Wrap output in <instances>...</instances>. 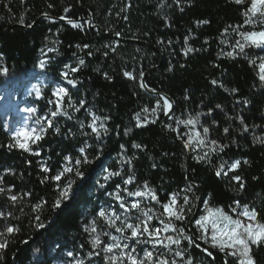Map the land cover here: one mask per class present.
Segmentation results:
<instances>
[{"label":"trees","instance_id":"obj_1","mask_svg":"<svg viewBox=\"0 0 264 264\" xmlns=\"http://www.w3.org/2000/svg\"><path fill=\"white\" fill-rule=\"evenodd\" d=\"M250 3L0 0V84L7 86L11 79L23 83L36 74L52 86L61 83L63 71L79 70L70 77L76 87H68L72 106L59 112L50 107L51 87L43 101L35 102L42 114L52 118L45 137L34 146L39 155L9 147L15 141L0 122V213L4 214L0 244L6 245L0 249V264H108L106 257L111 254L102 251L104 245L93 248L92 241L99 235L108 245L121 221L113 228L99 213L108 212L117 193L126 197L129 192L147 193L145 184L159 200L151 198L150 228L165 219L163 204L175 195L185 220L172 223L183 234L162 235V239L171 236L180 241L170 250L154 246L150 236L132 239L136 251L129 256L142 260L152 252L153 263L236 264L227 254L209 256L195 223L203 215L201 208L221 209L235 218L237 208L244 205L255 209L258 221L264 222V81L259 79L258 67L263 50L246 46L241 53L237 45V41L247 45L241 32L264 31V24L244 23L242 12ZM61 16L81 27L73 28ZM197 21L208 23L198 25ZM47 46L54 52L49 65L40 68ZM189 47L193 51L185 55ZM80 60L85 63L81 65ZM126 71L134 79L126 77ZM141 72L149 89L173 101L174 112L168 119L163 101L157 107L160 96H149L139 86ZM197 117L194 125L187 123ZM204 128L209 132L204 133ZM200 139L206 143L201 145ZM213 140L215 147L224 146L223 151H211ZM205 152L208 157L198 161ZM81 155L91 161L79 166L83 179L67 172L59 184L52 179L64 171L65 157L74 161ZM236 161L241 166L233 169ZM43 166L51 171L43 172ZM235 175L242 177V190L230 179ZM129 178L132 182L125 183ZM70 180L75 181L73 198L57 209L58 189ZM12 195L17 196L15 202ZM7 227L18 231L9 234ZM193 235L199 247L184 238ZM125 236L130 238L131 232ZM164 244L169 241L164 239ZM251 255L255 264H264V245H254ZM120 264L131 261L124 256Z\"/></svg>","mask_w":264,"mask_h":264},{"label":"snow or ice","instance_id":"obj_2","mask_svg":"<svg viewBox=\"0 0 264 264\" xmlns=\"http://www.w3.org/2000/svg\"><path fill=\"white\" fill-rule=\"evenodd\" d=\"M234 3H236L237 5H241L243 3H245V0H234ZM51 7V5H50ZM65 13H67L69 11V9H64ZM181 11H183V9L181 8ZM242 15L245 17L244 23L245 24H253V23H261L264 24V0H251L250 6H248L243 12ZM256 18V19H254ZM49 19H51L49 17ZM61 20H65L66 17L65 16H61L60 17ZM53 23H55V21H52ZM66 23L70 26H72L73 28H79L81 27L80 24L76 23L75 21H73L72 19H66ZM208 23V21H197V24H206ZM240 25H237V28H239ZM117 35H119V33H117ZM241 36L244 37L245 41L247 42L246 44H242L239 41H237V45L239 46V51L241 53H243L245 51V47L246 46H254L257 48L260 47H264V31H251V32H241L240 33ZM185 43H187V39H185ZM87 47V46H85ZM193 49L191 47L187 48L185 50V55H187V53L192 52ZM89 55H91V53H89ZM105 55H107V53H105ZM229 56H233L232 52L228 53ZM79 63L81 65H83L85 62L84 60H80ZM253 64H255V61H252ZM41 67H44L43 62L41 63ZM259 71H260V76L259 79L261 81H264V58H262V62L259 64ZM7 70H5L6 72ZM72 72H77L79 71L77 68L72 67L71 68ZM64 76V78L67 81L68 85H72L73 87H76V81L72 80V79H67L68 77V73L64 72L62 74ZM106 75V74H105ZM124 75L126 77H128L129 79H134V77L132 76V74L130 72H124ZM143 72L140 73L139 75V86L141 88H143L145 91H152L155 92V89H149V86L143 82ZM213 85L217 84V81L213 80L212 81ZM233 91H236L235 89H233ZM56 95L58 97V99H63L64 96L67 95V92L64 88H59L56 92ZM159 95V94H157ZM160 101H163V108L164 109H172V104L169 101V99L166 96H160V99L157 101V107H160ZM217 107L219 108L220 106L217 105ZM145 112L148 111L147 108L144 109ZM55 115V113H53ZM199 117L196 118V120H192L189 119L187 121L188 124H195L196 121H198ZM241 124H244L243 119H241ZM183 123V122H182ZM92 131L97 133V136L99 135V130L97 129L95 124L91 125ZM245 131H247V126H245ZM105 131H107V129H105ZM204 133H208L209 129L208 128H204L203 129ZM228 128L224 129V132L227 134L228 133ZM15 141L14 145H9V147H18L19 149L25 151V152H32L33 149L30 147L29 145V141H31L32 143H36L39 140L42 139V135L41 134H37V130L36 129H32L31 131L25 129L22 131H19L16 133L15 137L13 138ZM199 143L201 145H204L206 143L205 140L200 139ZM211 145H213L214 147H212L211 151L213 153H216L218 151H223L224 146L221 145L219 146V148L215 147V145L217 144V142L215 140L210 142ZM136 148H140L141 146L139 144L135 145ZM80 153L83 154L84 153V149L81 148L80 149ZM35 154H39V153H35ZM209 155L208 152H205L203 156L197 157L198 161L199 160H204L205 158H207ZM65 159L68 161L69 164H74V167H65L63 172H60L58 174H55L52 179H54L58 184L61 182L62 177L64 175V172L67 173H74V175L76 177H79L80 179H83L84 174L79 171V166L81 164H88L91 161H89V159L87 158L86 155H81V157L79 159H75L73 161L72 157H65ZM244 163H247V161H244ZM241 166V162L240 161H236L235 164L233 166H231L232 168H239ZM75 169V170H74ZM231 170V168H230ZM42 171L45 173H48L51 171V169L47 166H43L42 167ZM217 176L221 175V172H216L215 173ZM109 175H119V173H109ZM224 175H227V173H224ZM108 177L105 176V179H107ZM232 181H235L238 186L239 189H243L244 188V183L242 180V177H240L239 175H235L232 176L230 178ZM131 178H129L128 180H125V183H131ZM75 184L74 180H70L67 182V186H63L61 185V187L58 189V195L59 198L56 199L54 201V206L57 209L62 208L64 203H67L68 201H70L73 198L74 193L72 192V187ZM144 187L146 189H148V192H140L137 191L135 193L129 192L128 195L132 196L135 195L136 197H142V196H146L148 194H151V198L153 200H156L157 203H159V200L156 196V194L154 192H152V190L148 187L147 184L144 185ZM3 189H0V192H2ZM11 201L15 202L17 200V196L16 195H12L10 197ZM185 203H187V198H185ZM177 204V200L175 198V195L172 196L171 201L169 203H165L163 204V209L164 212L167 213L169 219L167 222H165L164 220H160V223H162L163 229L161 228H149V227H141L138 224L135 223H131V222H126V221H121V224L123 225V227H117L115 230L117 232H122L125 229L130 230L131 232V237L133 238V240H136L137 238L142 237L143 233H148L149 236L152 238L153 241L156 242V244L160 245L161 247L164 248H169L170 250V246L172 244H179L180 241L178 239H174L171 236H167L165 238H161V232L167 233V232H178L183 234V229L179 228L177 226H175L172 223V219L174 218L177 221H184L185 220V216H184V210L182 208L180 209H174V205ZM237 206H240V202L237 201L236 202ZM123 206V205H122ZM132 208H139L138 204H133ZM190 211V209H189ZM3 213H0V216H3ZM99 215L101 217L105 216L104 212H100ZM143 215L147 216L149 220L152 219L151 216H149L147 213H144ZM240 215H242L248 222L245 223L244 220L241 219H234L232 215H229L227 213H225L223 210L221 209H211L208 212V215L205 216L203 218V220H198L196 222L197 227L201 230V235L203 238H205V243L208 242V240H211V247L212 248H216L219 250V252L221 253H226L228 256L233 257L236 261V264H255V260L253 258V256L251 255L252 252V247L255 246H260L261 244H264V222H260L258 221L257 217H258V213L255 209H249V207L247 205H244L242 207V211L240 212ZM37 219H39L37 217ZM119 216H116L115 219L112 221V225H115V220H119ZM144 221L141 220L140 224H143ZM211 225V234L210 236L208 235L209 233V228L208 225ZM46 225L44 224H40L39 227L43 228ZM7 233L12 234L18 231L17 228L14 227H7L6 228ZM91 231L93 233H95L97 231L96 227H92ZM105 235H107V233H105ZM186 240H188L189 242L193 243L194 246L199 247V245L196 243L197 237L195 235L191 236V237H184ZM113 241H115L114 244L111 245H107L105 244L104 241L101 240L100 236L97 235L94 240L92 241V247L93 248H100L101 245H104V247L102 248V251H104L105 253L111 254L108 255L106 257L108 264H120L121 261V256L120 255H116L113 254L115 250H118L121 248V242L117 239V237L113 236L112 237ZM164 239H167L169 241V244H164ZM156 244H154V246H156ZM6 245L5 244H0V249L5 248ZM124 247H128L127 245H124ZM205 251L207 252V254L209 256L212 255V252L209 251L208 249H205ZM163 254V253H161ZM177 256H180L181 253L180 252H176L175 253ZM97 255H99V253H97ZM147 257L148 259H152L153 258V253L152 252H148L147 253ZM130 261L131 264H144L143 261H138V259L135 256H129L127 257ZM158 264H168L167 260H161L158 262ZM225 264H227V262H225Z\"/></svg>","mask_w":264,"mask_h":264},{"label":"rangeland","instance_id":"obj_3","mask_svg":"<svg viewBox=\"0 0 264 264\" xmlns=\"http://www.w3.org/2000/svg\"><path fill=\"white\" fill-rule=\"evenodd\" d=\"M260 49L263 50V54L260 59V63H261L262 58H264V47H260ZM53 52L54 50L51 46H47L42 50L41 60L39 63L40 68H43L41 67L42 62L44 64V67L49 65L50 55ZM64 72L68 73L67 79H70L72 73H74L67 70V71H63L62 74ZM62 77L63 79L61 83L56 84L55 82L52 86L49 84V80L45 79L43 76L36 74L32 75L31 78L25 80L23 83H20L19 80L17 79H11L8 82L7 86L5 84H0V122H2V124L5 125L6 130L13 138L15 137L17 132L25 129L29 131H31L32 129H36L37 134L42 135V139L45 137L47 132L46 127H50L52 123V118L46 113L42 114V112H40L39 109L36 107L35 102L43 101L45 99L44 92L47 88L50 87L52 88V95L54 98V101L50 103V107L54 106V108H56L57 111L59 112L62 107L72 106L69 104V90H68V87L71 85L67 84V81L63 75ZM59 88H64L67 92V95L64 96L63 99H58L56 95V92ZM12 110H14L13 113L11 112ZM36 143H32L31 141H29V145L33 149V151L29 153L37 155L35 154L37 152L34 150V146ZM66 166L73 167L72 164H69L68 162L66 163ZM133 204H138L139 208H135V209L132 208ZM150 204H151V194L142 197H136L135 195L126 197L117 193L114 196L112 203L109 205L108 212L107 213L105 212L104 219L113 228L115 227L116 222L119 220L138 224L142 228L143 227L150 228V222L153 220V218L149 220L147 216L143 215L144 213H147L149 216L151 217L153 216V209L150 207ZM173 207L174 209H178L177 204L174 205ZM209 210L211 209L201 208L200 211L201 212L203 211V215L199 218V220H203V218L208 215ZM241 211L242 208H237V210L235 211L234 219L238 218L244 220V222L247 223L248 221L242 215H240ZM116 216H119L120 219L115 220V225L113 226L112 221L115 219ZM125 217L130 218V220ZM168 219L169 217L165 212V219L163 220L167 222ZM141 220L144 221L143 224H140ZM173 220L175 219L173 218L172 221ZM163 226L164 225L160 223V220L156 221L155 228L163 229ZM120 227H123V225L121 224ZM195 227L201 233V230L197 227L196 223H195ZM208 228H209L208 235L210 236L211 234L210 224L208 225ZM128 232H130V230L125 229L122 232H116L110 235V243L108 245L115 243V241H113L112 239L113 236L117 237V239L121 242V248L114 251V254L120 255L121 259H124V256L126 257V259H128L127 257H129V255H131L136 251V247H135L136 244L134 245L132 244L133 238L131 237L127 238L125 236ZM167 233L161 232L160 235L162 237V235H165ZM148 236L149 234L145 232L142 234V237L137 239L142 241L146 239ZM203 241H205V238H203ZM211 243L212 242L209 239L206 244L207 246L211 247ZM124 245H127L128 247L125 248ZM212 249H214L218 253H221L216 248H212ZM221 254H226V253H221ZM135 257L138 259V255ZM138 261H143L144 264H158L159 262V261L156 263L150 262L151 259H148L147 255H144L142 260H138Z\"/></svg>","mask_w":264,"mask_h":264},{"label":"water","instance_id":"obj_4","mask_svg":"<svg viewBox=\"0 0 264 264\" xmlns=\"http://www.w3.org/2000/svg\"><path fill=\"white\" fill-rule=\"evenodd\" d=\"M92 29H93V28H92ZM143 82L146 83L144 78H143ZM142 89H143V88H142ZM143 91H144L146 94H148L149 96H160V95H161L160 93L152 92V91H145L144 89H143ZM157 94H159V95H157ZM167 98H168V97H167ZM168 99H169V101H170L171 104H172V109H170V110L168 111V113H167V115H166V119H168L169 117L172 116V114H173V112H174V108H175L173 101H172L170 98H168ZM182 146H183V148L186 150V152H188L187 149H186V147H185V145H184L183 143H182ZM200 201H201V199L199 200V202H200ZM204 247H205V249H208L209 251H211L212 254H217V252H216L214 249H212L211 247H209V246H207V245H205ZM227 264H228V262H227Z\"/></svg>","mask_w":264,"mask_h":264}]
</instances>
